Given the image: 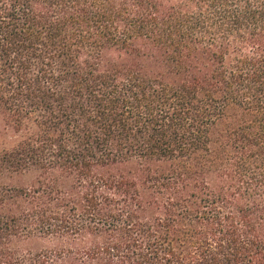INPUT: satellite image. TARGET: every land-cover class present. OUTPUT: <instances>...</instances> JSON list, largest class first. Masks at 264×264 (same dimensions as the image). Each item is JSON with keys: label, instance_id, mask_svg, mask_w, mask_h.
<instances>
[{"label": "trees", "instance_id": "16d2710c", "mask_svg": "<svg viewBox=\"0 0 264 264\" xmlns=\"http://www.w3.org/2000/svg\"><path fill=\"white\" fill-rule=\"evenodd\" d=\"M0 112V264H264V0H0Z\"/></svg>", "mask_w": 264, "mask_h": 264}, {"label": "rangeland", "instance_id": "374dc122", "mask_svg": "<svg viewBox=\"0 0 264 264\" xmlns=\"http://www.w3.org/2000/svg\"><path fill=\"white\" fill-rule=\"evenodd\" d=\"M18 138L17 132L8 124L5 116L0 112V149L12 147ZM37 176L38 171L32 169L21 175L14 176L10 180V184L31 185ZM3 181L9 183V177H5Z\"/></svg>", "mask_w": 264, "mask_h": 264}]
</instances>
